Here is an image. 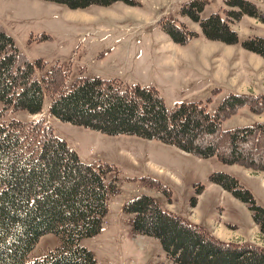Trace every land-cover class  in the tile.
I'll use <instances>...</instances> for the list:
<instances>
[{
	"label": "trees",
	"instance_id": "trees-1",
	"mask_svg": "<svg viewBox=\"0 0 264 264\" xmlns=\"http://www.w3.org/2000/svg\"><path fill=\"white\" fill-rule=\"evenodd\" d=\"M50 1L78 8L116 0ZM207 3L187 1L180 14L198 22L209 39L237 43L236 31L228 21L238 20L243 14L264 23V14L250 0H223L228 7L224 17L219 12L201 17ZM162 27H167L179 43L196 35L179 21ZM240 43L264 56L263 36ZM45 65L42 58L31 60L21 52L0 23V264H95L93 253L81 241L100 232L109 198L117 193L115 166L83 161L43 117H15L17 112L41 113L46 99L49 115L63 122L109 135L157 139L199 157L217 155L221 162H237L264 171V165L259 163L264 159V120L228 129L220 124L242 106L253 112L264 110V95L226 94L212 113L200 102H179L168 108L153 86L84 75L68 83L69 72L62 64L56 62L40 75ZM200 133L220 136L227 142L219 149L213 141L196 144ZM250 138H254L256 149H262L261 158L238 149V142ZM144 179L170 199L171 190L166 185L152 177L139 178ZM212 181L247 202L253 210V220L264 232V208L254 203L248 189L221 171L214 173ZM123 212L132 217V232L158 239L165 256L175 264H264V248L247 242H223L163 209L150 195L127 200ZM47 234L57 237V246L30 258L39 238Z\"/></svg>",
	"mask_w": 264,
	"mask_h": 264
},
{
	"label": "rangeland",
	"instance_id": "rangeland-1",
	"mask_svg": "<svg viewBox=\"0 0 264 264\" xmlns=\"http://www.w3.org/2000/svg\"><path fill=\"white\" fill-rule=\"evenodd\" d=\"M187 1L191 0H116L72 8L50 0H0V19L6 27L0 23L29 59L46 61L40 75L59 62L68 69V83L84 72L87 77L118 78L124 83L155 87L168 108L179 102H200L208 113L229 93L264 95V56L240 43L264 37V23L243 14L238 20L228 21L236 31L237 43L209 39L198 22L180 14ZM207 1L201 17L213 12L225 16L228 7L223 0ZM250 1L264 14V0ZM171 21L184 23L195 37L186 43L177 42L167 27H162ZM47 104L48 99L41 113L17 112L15 117L29 120L41 115L46 122L54 123V133L64 136L83 161L95 165L106 162L118 170V189L109 198V216L106 221L104 217L97 235L81 241L93 253L95 264H175L165 256L158 239L132 232V217L123 208V219L114 222L116 205L140 194L150 195L163 209L223 242H247L264 248V232L253 220L249 204L212 181L216 172L229 174L250 191L255 204L264 208L263 170L224 163L217 155L199 157L157 139L109 135L63 122L49 115ZM263 120L264 110L253 112L242 106L220 124L228 129ZM253 139L238 142V149L261 158L262 149L254 147ZM212 141L218 149L227 142L205 133L195 139L200 145ZM142 176L166 185L171 190L170 199L148 180H139ZM57 244L55 235H43L29 257L42 256Z\"/></svg>",
	"mask_w": 264,
	"mask_h": 264
},
{
	"label": "crops",
	"instance_id": "crops-1",
	"mask_svg": "<svg viewBox=\"0 0 264 264\" xmlns=\"http://www.w3.org/2000/svg\"><path fill=\"white\" fill-rule=\"evenodd\" d=\"M34 4H35V1H32ZM0 22L5 26V24L1 21V19H0ZM6 27V26H5ZM6 30H7V28H6ZM72 51V50H71ZM71 51L69 52V53H71ZM68 57V56H67ZM65 59H67V58H64V60ZM31 60H33V59H31ZM83 75L84 76H86L87 77V75H86V72H84L83 73ZM75 77H77V76H75ZM111 78H113V77H111ZM46 108L48 109V104L46 105ZM46 119H48V118H46ZM50 119V118H49ZM48 123H50V125L51 126H53L54 125V123L53 122H50V121H47ZM60 137H63L64 138V136H61V135H59ZM126 200H123L121 203H119V204H117L116 205V207H117V213H116V215H115V219H114V222H116V221H121V219H123V216H124V214H123V212H122V208H123V204H124V202H125ZM110 204H111V200H109V204H108V211H107V213H106V215H105V221H106V218L109 216V211H110ZM165 209H168V208H165ZM170 210V209H169ZM126 218V217H125ZM129 216L126 218L127 220H129ZM105 221H104V223H105ZM103 223V224H104Z\"/></svg>",
	"mask_w": 264,
	"mask_h": 264
},
{
	"label": "water",
	"instance_id": "water-1",
	"mask_svg": "<svg viewBox=\"0 0 264 264\" xmlns=\"http://www.w3.org/2000/svg\"><path fill=\"white\" fill-rule=\"evenodd\" d=\"M41 115H35L34 117H32L33 119H37L39 118Z\"/></svg>",
	"mask_w": 264,
	"mask_h": 264
}]
</instances>
